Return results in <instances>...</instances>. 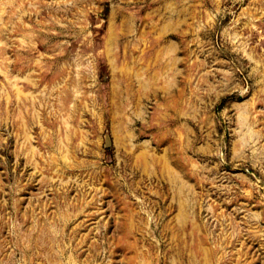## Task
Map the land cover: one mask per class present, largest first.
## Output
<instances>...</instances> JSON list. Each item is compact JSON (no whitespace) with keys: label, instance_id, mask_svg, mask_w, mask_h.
Masks as SVG:
<instances>
[{"label":"rangeland","instance_id":"374dc122","mask_svg":"<svg viewBox=\"0 0 264 264\" xmlns=\"http://www.w3.org/2000/svg\"><path fill=\"white\" fill-rule=\"evenodd\" d=\"M0 264H264V0H0Z\"/></svg>","mask_w":264,"mask_h":264}]
</instances>
